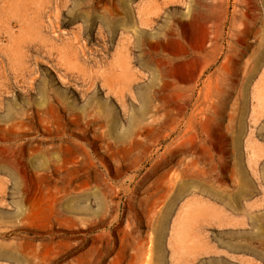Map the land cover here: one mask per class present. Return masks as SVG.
Here are the masks:
<instances>
[{"label": "rangeland", "instance_id": "rangeland-1", "mask_svg": "<svg viewBox=\"0 0 264 264\" xmlns=\"http://www.w3.org/2000/svg\"><path fill=\"white\" fill-rule=\"evenodd\" d=\"M113 1L0 0V264H264V0Z\"/></svg>", "mask_w": 264, "mask_h": 264}, {"label": "bare ground", "instance_id": "bare-ground-1", "mask_svg": "<svg viewBox=\"0 0 264 264\" xmlns=\"http://www.w3.org/2000/svg\"><path fill=\"white\" fill-rule=\"evenodd\" d=\"M113 1V0H112ZM114 2V1H113ZM118 2V1H117ZM151 3V2H150ZM150 3H149V5H150ZM148 4V3H147ZM144 9V8H143ZM141 12L139 13L140 15H141V17H140V21H141V23H147V24H149V23H152V20H153V18H154V16H152L151 14V11H150V9H149V13H147V12H144V10L142 11V10H140ZM155 12V11H154ZM139 15V16H140ZM128 20V19H127ZM112 25H113V27L114 28H116L117 26H119V25H121V19H120V17L117 15V14H115V16H114V18H113V21H112ZM125 24V23H124ZM264 59V50H262L261 52H260V54L255 58V64H254V66H257L262 60ZM215 110H217V111H219L220 110V106H216V108H215ZM218 115V114H217ZM194 120V115H191L190 117H189V123L191 122L192 123V121ZM242 133V129L240 128V132H239V134H241ZM250 146H251V148H252V153H253V157L257 154L256 153V149H255V146H254V144L251 142V144H250ZM253 159V161H254V158H252ZM195 161V160H194ZM192 164H193V161H192ZM252 165V164H251ZM173 166V165H172ZM253 166V165H252ZM172 168V167H171ZM253 168H255L254 166H253ZM168 170H170L169 168H168ZM239 170H240V172H241V177H240V188L238 189V191L236 192V194H235V196H236V198H238L239 196L240 197H242V196H244V195H248V190H249V188L251 187V185H250V183H251V180H252V178H251V175H250V173H249V171H247V169H245V166L242 164V163H240V167H239ZM168 172V171H167ZM263 175H262V181L264 182V166H263ZM185 173V172H184ZM176 178V177H175ZM187 178V177H186ZM171 180V179H170ZM173 180V179H172ZM176 182V181H175ZM174 184V183H173ZM173 184H171V185H173ZM189 185H190V182H188V181H183V182H180V187H179V189H178V191H176L175 192V194L174 195H172L173 197H172V200H170L171 201V203H173V201H174V198L175 197H177V196H179V194L180 193H182L185 189H187L188 187H189ZM167 188H168V186H167ZM172 188V187H171ZM165 192V194H166V191H164ZM234 196V197H235ZM168 206H169V203H168ZM170 208V207H169ZM161 227H162V225H161ZM157 264H163V260H162V257L160 256L159 258H158V261H157Z\"/></svg>", "mask_w": 264, "mask_h": 264}]
</instances>
